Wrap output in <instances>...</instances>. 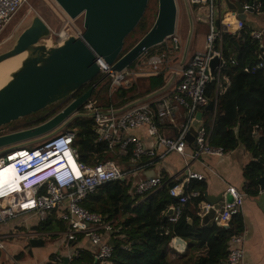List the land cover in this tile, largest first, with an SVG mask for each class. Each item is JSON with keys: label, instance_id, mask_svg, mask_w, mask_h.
Instances as JSON below:
<instances>
[{"label": "built area", "instance_id": "obj_1", "mask_svg": "<svg viewBox=\"0 0 264 264\" xmlns=\"http://www.w3.org/2000/svg\"><path fill=\"white\" fill-rule=\"evenodd\" d=\"M186 1L189 7L195 11V18L206 23L207 33L204 48L195 51L189 59L182 62L183 64L179 68L173 69L169 65L171 57L180 49L181 40L176 32L160 44L162 45L160 51L144 53L136 60L134 66H129L122 71L112 70L111 65L106 63L102 57L97 60L100 67L99 73L109 77L110 90L118 87H130L141 77L164 72L166 80L161 87L146 93L143 97L137 96L122 106L111 105L103 111L92 108L90 103L84 105L88 112H95L93 118L96 141L106 143L110 153L126 158L125 163H128V167L121 169L113 160L92 164L79 160L77 147L74 146L75 132L64 128L40 140L41 143L32 148L24 146L31 142H25L21 146H11L1 150L0 166L12 164L14 168L18 169L17 173L21 175V179L19 187L11 188L13 190L10 191V196H0V225H6L27 214L36 215L39 220H44L49 214L55 212L66 225L63 231L64 245H69L79 236H85L96 246L95 251L87 259L81 258V260L82 250L80 248L71 250L66 255L68 264H93L97 261L107 264L113 250L111 235L116 229L113 227L112 220L105 219L83 206L82 202L88 193L93 192L102 184L120 177H124L125 180L133 177V192L142 196L168 186L169 195L176 199V202L170 206L172 214L168 215L171 222L177 221L187 209L186 205L199 196L200 192L190 188L189 181L191 179L201 180L203 175L189 169L188 157L195 160L203 155H223L225 151L221 146H212L209 143L210 131L203 122L196 131L194 149L190 154L186 152L188 144L186 135L196 112L201 111V108L209 104L206 88L214 76L210 74L209 64L215 54L222 58L221 51L215 49V41L217 39L220 41L223 34L234 33L241 29L244 21L238 20V25L233 30L230 29L229 23H224L225 14L228 12L225 7V10L222 11L223 5H225L224 0ZM27 2L28 0H0V33L19 8ZM243 6L244 8L250 7L254 11L259 8V3L251 1ZM64 16L69 19L66 14ZM218 18L220 22L216 25L215 22ZM73 21L70 20L72 26L59 34L61 40L70 34L81 37L83 27L79 24L75 25ZM251 36L258 41L256 52L261 60V63L254 67L252 72H258L263 78L264 58L260 52L263 34L262 31L256 29L251 31ZM231 62L234 63V60ZM224 66L225 61L222 58V64L218 65L214 71L217 77L216 94L223 93L229 82L227 79L226 83H223L220 77L221 69ZM261 67L263 69L259 70ZM169 70L170 77L166 75ZM178 108L184 109V121L179 131L175 136L162 134L159 123L164 119L172 121ZM4 126H0V134L14 129V127L6 129ZM135 131L145 132L148 141L136 135ZM67 152L75 163L77 173L65 163ZM172 152L178 153L184 161L186 169L181 179L169 185L171 181L161 173L145 174L151 166L162 161ZM56 159H60L56 161V166L52 165L38 170ZM25 161L27 164L22 165L21 162ZM22 166L26 168L19 170ZM50 167H54L57 172H67L70 176L62 183H56L50 177L45 178L46 175L33 179L34 176ZM225 192L231 195L232 201L223 200L215 215V222L221 225L228 224L235 215L241 213L245 197V192L233 185H227ZM202 203L201 201L197 204L201 206ZM203 206L207 207L208 204L204 202ZM186 218L189 219L188 216ZM20 221L22 223L23 220ZM32 234L30 233V235ZM38 235V233H34L31 237ZM1 237L2 235H0ZM242 242L241 233L230 238L227 264L241 263L244 255ZM170 246L172 247V243ZM0 248H4L1 241Z\"/></svg>", "mask_w": 264, "mask_h": 264}, {"label": "trees", "instance_id": "obj_2", "mask_svg": "<svg viewBox=\"0 0 264 264\" xmlns=\"http://www.w3.org/2000/svg\"><path fill=\"white\" fill-rule=\"evenodd\" d=\"M251 1L259 3V8L254 12L264 15V0H241L243 4ZM150 26L144 12L136 27L125 38L121 54L137 41V38L129 41L131 36L136 33L143 35ZM251 31L252 28L244 21L241 29L223 34L220 41H215V49L221 51L225 61L220 77L223 83H226L227 79L229 82L223 93L216 94L217 77L214 74L206 88V95L214 110H206L204 106L201 111L205 115L203 124L210 131L209 143L212 146H221L228 152L243 145L250 153L252 159L243 167V190L247 195H256L260 190L258 178L264 173V76L262 78L258 72H252L261 60L256 52L258 41L251 36ZM161 49L162 45H157L146 53ZM231 60H234V63ZM135 63L136 61L130 67ZM163 73L137 79V83L141 82L144 94L165 83ZM103 75L99 73L72 96L82 94L92 82ZM109 84V77H106L94 88L87 102L92 108L104 111L111 105L119 107L137 96L129 95L136 89V84L114 90H110ZM46 109L21 118L15 127L22 123L24 126L40 123L57 112L44 114ZM79 112L88 111L83 105ZM64 129L75 132L74 146L77 147L79 160L89 164L113 160L121 169L128 167L126 158L110 153L106 143L96 141L93 117H75ZM133 181L134 178L130 177L129 180L119 178L106 182L88 193L82 202L89 211L112 220L116 229L111 235L113 250L107 264H227L230 238L244 229L240 214L235 215L227 225L213 222L201 226L198 217L186 209L177 221L171 222L167 212L176 199L169 195L168 186L142 196L133 192ZM173 183L174 181H171L169 185ZM192 187H196L200 192L195 202L204 200L205 185L198 181ZM62 223L64 222L57 218L56 213L52 212L46 219L41 220L35 229H64ZM174 237L186 242L183 252L180 253L170 246ZM174 253L178 259L172 260L171 255ZM21 256L22 252L16 257ZM81 258L87 259L88 254L82 251L80 260ZM61 262L60 255L51 254L44 264ZM93 264L101 263L97 261Z\"/></svg>", "mask_w": 264, "mask_h": 264}, {"label": "water", "instance_id": "obj_3", "mask_svg": "<svg viewBox=\"0 0 264 264\" xmlns=\"http://www.w3.org/2000/svg\"><path fill=\"white\" fill-rule=\"evenodd\" d=\"M149 0H55L61 9L71 18L82 16L83 32L81 37L68 35L61 43L52 46L42 40L50 34V27L43 18L35 14L16 37L7 50L0 52V62L12 56L23 54L19 66L8 73L7 79L0 85V126L27 117L37 111L64 102L84 85L95 79L100 67L98 58L102 57L111 65L112 70L122 71L129 67L148 49L160 45L176 32L178 7L176 0H157V13L148 30L122 53L124 40L136 27L145 12ZM227 9L236 14V18L245 21L252 8H244L240 1L225 0ZM220 19L216 20L218 25ZM222 64L220 55L215 54L209 64L210 74ZM106 74L92 84L79 96L73 97L46 120L24 126L23 123L13 130L0 134V151L11 146H21L25 142L40 141L65 128L78 116L94 117L95 112H79L90 99L94 88L106 78ZM213 110L212 104L205 106ZM202 124V111H197L186 135L188 143L194 144L197 129ZM124 180V177H120ZM264 189V173L258 178ZM211 205L232 197L225 192L220 196L204 193ZM172 214L170 208L167 215ZM214 214L210 209L209 215ZM227 225V224H223ZM30 247L43 246L41 237H30ZM111 243V241H110ZM172 246L183 252L186 242L178 237L172 239ZM61 264H68V257Z\"/></svg>", "mask_w": 264, "mask_h": 264}, {"label": "crops", "instance_id": "obj_4", "mask_svg": "<svg viewBox=\"0 0 264 264\" xmlns=\"http://www.w3.org/2000/svg\"><path fill=\"white\" fill-rule=\"evenodd\" d=\"M237 1L241 2V0ZM184 2L186 5V12L190 17V20L191 15L195 19V11L192 10V7H189L186 0H184ZM187 6L192 11V14H189V9ZM224 7L228 11L225 14V17L227 14L233 16V18L236 20V24L238 25L239 19L236 18V14L227 9L226 4L223 5L222 11L225 10ZM228 19L229 17L226 18V21L227 23H230V21L228 22ZM195 20L200 23H204L198 19ZM245 22L249 24L252 30L257 29L262 31L263 39L260 46V52L261 56L264 58V15L257 12L255 13L253 11V13H248ZM236 27L234 29H236ZM199 29L201 28L199 27ZM206 33L207 30H205L204 35L202 34L200 38L198 37L196 39L195 47L192 51H189L187 48L190 34L187 37L184 47L182 45V41H180L179 52L171 57V60L173 58L178 59L173 63H169L170 67L173 69L179 68L183 64L182 62L189 59L195 51L202 50L205 45ZM129 95L133 94L130 93ZM204 120L205 115L202 112V122H204ZM183 121L184 109L178 108L172 121L164 119L159 123L160 131L164 135L175 136L179 131ZM135 134L143 140L148 141V136L145 132L135 131ZM193 149L194 144L188 143L186 152L190 154ZM251 159L252 157L250 153L243 145H239L231 151L224 152L223 155H203L199 159L195 160H191L188 157L189 169L198 171L203 175L201 180L191 179L189 181L190 188L198 190L196 187H192V185L194 186L198 183V181H200L205 185L203 193L207 192V194L213 196H220L221 194L223 195L227 185H233L243 190V167ZM185 169L186 167L182 157L178 153L172 152L167 157L162 159V161L151 166L148 171L145 172V174L154 175L156 173H161L170 181H177L184 175ZM202 202L203 203L200 206L195 202V200L191 201L186 205V208L189 212L198 217L199 225L202 226L212 224L215 222V215L220 209V205L222 204L223 200L217 203L215 206L211 205L206 200V198H204ZM204 202L208 204L207 207L203 206ZM212 208L214 209V214L210 216L209 212ZM240 215L244 221V229L241 232L243 236V242L241 245L244 250V255L240 264H264V189L260 188L256 195H247L245 193ZM57 218L59 217L57 216ZM20 220H23L24 222L22 221L21 223ZM40 221L41 220H39L36 215L27 214L23 215L17 220L11 221L6 225H0V235H2L0 241L3 243L4 247L3 249L0 248V257H4L5 259L9 258L10 261L13 259L14 263L12 264H44L48 261L51 254L60 255L62 260L63 256L67 255L75 248H80L82 251H84V253L88 254V257L95 251L96 246L93 245L85 236H79L77 240L70 242L69 245H64L63 231L66 227L65 223H62L64 225V229L56 228L49 231H39L36 230L35 227L39 225ZM30 233H33L32 235H34V233H38V236L33 237L43 238L44 245L30 247L28 243V239L32 236ZM21 252V258H17V254ZM9 255H11L13 258L10 259Z\"/></svg>", "mask_w": 264, "mask_h": 264}, {"label": "rangeland", "instance_id": "obj_5", "mask_svg": "<svg viewBox=\"0 0 264 264\" xmlns=\"http://www.w3.org/2000/svg\"><path fill=\"white\" fill-rule=\"evenodd\" d=\"M176 2H177V7H178V20H177L176 32L182 41L183 47L186 43L188 35L190 34V39L188 41L187 48L189 51H192L195 47L196 39L198 37L200 38L202 34L204 35L205 30H207V25L206 23L198 22L197 20H195L196 18L194 19L192 15H191V20H190V17L188 16L186 12V5H185L184 0H176ZM145 13L148 17V23L152 24L155 19L156 13H157V0L148 1L147 7L145 9ZM35 14L40 15L50 27L51 29L50 34L47 37H45L42 41L52 46H55L61 43L63 40L60 39L59 34L62 31H65L66 29H68L69 26H72L71 23H68L66 25L67 19L64 16V11L59 7V5L55 2V0H28L26 4H23L19 8V10L16 12L14 17L12 18V20L5 26V28L0 33V52L5 51L9 47L12 46L16 37L27 25H29L31 18ZM189 14H192V11L190 9H189ZM73 22L75 25H78V24L82 25V16H79ZM199 27L201 29H199ZM141 36L142 35L140 33H136V35L131 36L129 38L130 39L129 41L133 40L134 38H137L138 40ZM182 52H183V48H182ZM177 59L178 58H173L170 61V63L177 61ZM166 75H168L169 77L171 76L170 70L167 71ZM137 81L133 85H135ZM135 86H136V89L133 92H131V94L143 97L146 93L145 94L143 93L141 82H138ZM68 100L61 102V103H56V104L51 105L45 110L46 112H44V114L50 113L52 111H58L59 108H62L68 102ZM19 121H21V119L17 121H13L9 124H6L4 127H6V129L10 127H15L18 125L17 123ZM40 143L41 141L33 140V142L26 143L24 146L28 148H32L35 145H38ZM3 254L5 255L4 252ZM9 256H10V259L13 258L11 255ZM0 258H1L0 264L14 263L13 259L10 261L9 258L8 259H5L4 257H0ZM171 259L172 260L178 259L177 254L176 253L172 254Z\"/></svg>", "mask_w": 264, "mask_h": 264}, {"label": "bare ground", "instance_id": "obj_6", "mask_svg": "<svg viewBox=\"0 0 264 264\" xmlns=\"http://www.w3.org/2000/svg\"><path fill=\"white\" fill-rule=\"evenodd\" d=\"M65 14L66 13L64 12V15ZM227 17H229L228 22L230 21V23H229L230 29L233 30L237 26L236 20L233 18V16L227 14L225 17L224 23H227V21H226ZM68 18L69 19H67L66 24L70 23V20H72L69 16H68ZM22 56H23V54H18V55L12 56V57L7 58V59L0 62V85L6 81L8 73H10L11 71H13L14 69H16L19 66V61H20ZM261 68H263V67H261ZM66 155H67V161L65 163L67 164V166L69 168L73 169L75 171V173H77L78 171L76 170V166H75V163H74L72 157L69 155L68 152L66 153ZM59 160L60 159H56V160H54V161H52L46 165H43L38 170H41L43 168H47V167L52 166V165L56 166V164H57L56 161H59ZM21 164L26 165L27 162L26 161L21 162ZM17 171H18V169L14 168V166L12 164L7 165V166H5V165L0 166V196H4V197L10 196V194H9L10 191H12L15 187L20 186L21 175H19L17 173ZM11 188H13V189H11Z\"/></svg>", "mask_w": 264, "mask_h": 264}, {"label": "clouds", "instance_id": "obj_7", "mask_svg": "<svg viewBox=\"0 0 264 264\" xmlns=\"http://www.w3.org/2000/svg\"><path fill=\"white\" fill-rule=\"evenodd\" d=\"M31 165H34V164L31 163ZM22 168L25 169L26 167L22 166L19 168V170H21ZM42 175H46L45 178H49V177L52 178L56 183H62L64 179H67L70 176V174L67 172H63V171L57 172L55 171L54 167H50L49 169L43 171L39 175L34 176L33 179L39 176H42Z\"/></svg>", "mask_w": 264, "mask_h": 264}, {"label": "flooded vegetation", "instance_id": "obj_8", "mask_svg": "<svg viewBox=\"0 0 264 264\" xmlns=\"http://www.w3.org/2000/svg\"><path fill=\"white\" fill-rule=\"evenodd\" d=\"M70 98H73V96L72 97H70ZM63 102V101H62ZM59 103H61V102H59Z\"/></svg>", "mask_w": 264, "mask_h": 264}]
</instances>
